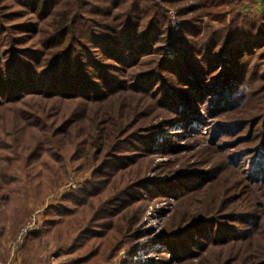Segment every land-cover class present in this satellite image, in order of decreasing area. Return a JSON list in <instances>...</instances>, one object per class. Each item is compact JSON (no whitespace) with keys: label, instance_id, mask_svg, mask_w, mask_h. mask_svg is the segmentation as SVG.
<instances>
[{"label":"trees","instance_id":"obj_1","mask_svg":"<svg viewBox=\"0 0 264 264\" xmlns=\"http://www.w3.org/2000/svg\"><path fill=\"white\" fill-rule=\"evenodd\" d=\"M18 1L30 18L9 29V48L0 58V183L14 159L39 187L69 166L92 170L91 181L76 192L68 187L43 211L75 218L88 208L95 218L80 230L82 243L112 229L116 217L118 230L124 210L145 199L143 190L181 203L204 194L215 206L181 214L187 224H174L157 240L173 249L166 263L264 264V105L251 109L255 96L264 97V16L236 8L226 23L223 6L231 0L177 6L180 13L202 11L209 20H185L173 41L179 54L169 60L155 44L171 33L165 4L191 0ZM215 20L222 23L218 28L210 26ZM29 40L30 46L18 47ZM135 95L156 104L151 126L140 124L132 108L113 111L118 98ZM207 116L215 122L208 124ZM175 126L183 128L176 135H206L211 146L243 128L260 132L253 146L227 154L220 167L231 172L221 170V176L192 171L173 173L162 184L129 181L138 159L177 150L163 138ZM199 126L212 132H195ZM234 172L242 177L239 185L232 182Z\"/></svg>","mask_w":264,"mask_h":264},{"label":"rangeland","instance_id":"obj_2","mask_svg":"<svg viewBox=\"0 0 264 264\" xmlns=\"http://www.w3.org/2000/svg\"><path fill=\"white\" fill-rule=\"evenodd\" d=\"M241 3V0H231V4L223 6L226 23L231 21L232 11L236 8L244 15L264 16V0H245ZM183 4L190 7L196 4V1L191 0L179 5L165 4L171 33H166L165 37L169 36L164 41L155 43L156 47H159V56L169 60H175L179 54L175 51L173 41L174 37L182 32L184 21L194 18L204 25L209 20V17L202 11L193 13L187 9L180 13L178 7ZM23 10L18 0H0V58H3L4 51L9 48V29L15 24L25 22L28 17L30 18V14ZM220 24L222 23L215 20L210 26L218 28ZM23 34L21 32L14 33L12 30L11 36L22 38ZM31 42L32 40H29L26 45L20 44L18 47H28ZM259 92L261 91L256 94ZM259 96H255L251 109H259L264 105V97ZM118 99L120 100L114 103L113 111L119 114L121 107L127 112L128 108H132L133 113L135 111L137 113L135 119L139 117L142 119L140 123L142 125L150 124L152 119L158 116V114L154 115L156 104L154 102L144 103L145 99L138 95L133 98L124 96ZM209 105L206 103L204 109ZM202 112L204 113V111ZM205 120L210 125L215 122H209L208 116ZM195 125L197 124L192 123L190 126ZM182 130L181 126H175L163 131V138L171 140L172 145H177V150L174 153H153L146 158L138 159L132 169L127 172L130 175L129 181L139 178V180L145 181L155 180L156 184H162L174 179L176 176L174 174L177 172L189 174L186 172L192 173V171H215V174L221 176L223 174L221 170L231 172L227 168L220 167V164L227 160V154L250 148L260 132V128L257 127L256 131L252 132L243 128L239 133L228 135L227 138L220 140V144L217 145L215 141L211 146L206 142L209 138L206 135L200 139L176 135ZM195 132L210 134L212 130L199 126L196 127ZM222 146L223 148H221ZM85 170L74 171L69 166L67 173H59L57 177L53 178L52 183L47 182L44 186L39 187L35 182L27 179L23 171L22 160L14 159L6 164L3 171L4 180L0 183V264H180L177 261L166 263L165 258H170L168 251L172 252L173 249L169 250L167 246L163 245L164 243L158 244L157 240L165 236L166 230L174 224L179 225L176 227L177 229L187 224L182 220H186L188 216L181 218V214H187V212L192 214L203 210V208H208L207 206L212 208L217 202L204 197V194H199L190 201L181 203L169 197L168 194H163L160 199H157L148 193V189L143 190L142 194L145 199L134 202L129 210H124L122 215L125 216V219L118 224L120 227L118 230L115 228L118 218L116 217L112 221L113 228L110 227L112 229L107 228L104 232H100L99 237L82 243L78 242L80 230L86 228L91 219L95 218L94 213H89L88 208L78 209L75 218H70L68 215L59 217L56 214L49 216L45 215L43 211L49 204L51 205L52 200L53 202L58 198L60 200L61 195L66 192L69 186L74 185L75 189H71L76 192L87 181H91L92 170ZM14 177L18 178L16 183L9 180ZM231 177L232 182L240 184L242 177L237 172L231 174ZM122 181L120 184H126ZM33 220L37 224L35 232L38 231V233L32 231L33 234L27 237L25 234L22 239H19L22 229ZM130 220H132V227L129 229ZM78 243L81 244L78 245ZM79 261L83 262L78 263Z\"/></svg>","mask_w":264,"mask_h":264},{"label":"built area","instance_id":"obj_3","mask_svg":"<svg viewBox=\"0 0 264 264\" xmlns=\"http://www.w3.org/2000/svg\"><path fill=\"white\" fill-rule=\"evenodd\" d=\"M69 188L75 189V186H69ZM35 228H37V224L34 222V220L32 222H30L27 227H25L24 229H22L20 235H19V239H22L25 234L27 235L28 233L32 232L35 230Z\"/></svg>","mask_w":264,"mask_h":264}]
</instances>
